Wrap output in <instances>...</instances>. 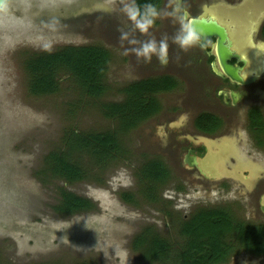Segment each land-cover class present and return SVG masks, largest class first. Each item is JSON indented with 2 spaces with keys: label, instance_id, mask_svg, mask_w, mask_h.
Returning a JSON list of instances; mask_svg holds the SVG:
<instances>
[{
  "label": "rangeland",
  "instance_id": "obj_1",
  "mask_svg": "<svg viewBox=\"0 0 264 264\" xmlns=\"http://www.w3.org/2000/svg\"><path fill=\"white\" fill-rule=\"evenodd\" d=\"M126 3L130 0H8L0 14V264H174L187 245L182 225L200 211L226 209L248 225L264 221V203L245 183L254 176L257 185L264 178V147H257L246 129L241 128L236 143L231 141L234 147H221V162L211 156L200 164L202 158L198 171L186 163L190 142L200 148L214 143L195 133L199 112L193 113L184 98L190 92L186 84L157 96L161 111L129 131L122 130L119 119L104 115V107L125 103L129 85L160 75L153 72L156 58L146 64L125 54L132 46L121 44L119 29L141 43L167 37L170 48L181 28V17L168 15L176 0H164L146 34L123 12ZM208 3V16L228 25L238 47L244 43L248 58L264 66V47L256 48V30H249L250 22L264 15V0ZM68 47H101L110 53L104 94L89 97L67 71L57 75L53 94L33 93L28 63ZM226 131L232 132L229 125ZM109 134L123 149L110 161L72 145L77 137ZM53 156L79 167L84 177L69 182L55 175ZM156 159L170 168L171 177L153 186L141 173ZM62 193L90 200L92 208L59 213ZM158 239L170 245L167 254L153 252ZM228 264H264V259L243 252Z\"/></svg>",
  "mask_w": 264,
  "mask_h": 264
},
{
  "label": "trees",
  "instance_id": "obj_2",
  "mask_svg": "<svg viewBox=\"0 0 264 264\" xmlns=\"http://www.w3.org/2000/svg\"><path fill=\"white\" fill-rule=\"evenodd\" d=\"M136 4L140 6L141 11L146 4H152L160 11L163 0H136ZM110 61V53L101 47H68L56 54L40 55L28 63L32 76V91L37 95L53 94L58 90L57 75L67 71L76 78L82 92L89 97H99L106 90L103 80ZM176 88L177 84L166 78L135 82L124 90L127 94L125 103L104 107V115L107 118L119 119L122 130L129 131L157 115L161 111L157 96ZM252 115L254 125L257 127L255 118L258 116V125L262 127L260 116L256 113ZM197 128L205 133L214 132L218 128L217 121L212 117L200 118ZM75 143L72 145L79 148L74 149L75 151L92 153L102 162L112 160L123 150L117 136L110 134L77 137ZM89 147L93 149L88 150ZM51 159L54 161L51 163L52 167L50 163L48 165L55 175L69 182L84 177L79 167L69 164L62 157L53 156ZM141 175L145 181L155 186L167 182L171 171L163 160L156 159L143 167ZM91 208L90 200L62 193L56 210L70 215ZM181 233L186 237L187 245L183 251L178 252V258L176 256L172 261L174 264H228L233 257L243 252L264 256V229L237 221L226 209L200 211L183 223ZM169 246L167 242L158 239L153 246V252L167 254L171 250ZM168 260H171V256Z\"/></svg>",
  "mask_w": 264,
  "mask_h": 264
},
{
  "label": "flooded vegetation",
  "instance_id": "obj_3",
  "mask_svg": "<svg viewBox=\"0 0 264 264\" xmlns=\"http://www.w3.org/2000/svg\"><path fill=\"white\" fill-rule=\"evenodd\" d=\"M209 1L210 0H176L175 8L179 6L180 10L175 12L174 15L176 17L183 18L185 22H191L192 19L200 18L217 20L208 16V14L205 12L207 11V8L211 7V4L208 3ZM7 2L8 0H6V4ZM250 23L249 30H251L253 27L256 30L254 39L257 45L256 48H259L260 45H264V15L258 20L257 23ZM228 28L229 32L231 33L229 26ZM257 39L260 40V43L257 42ZM233 40L235 48H237L241 58L240 60L233 59L230 62V65L237 69H243V72L241 73V77L244 81L243 84L232 81L223 73L219 58L217 56L218 40L215 38H208L205 44H203L202 40L200 39L196 46L190 48L189 51L186 52L181 50L178 45L173 43L174 46L168 49L170 52L168 53L169 63L167 66H161L158 64L153 67V72L160 73V75L156 78L144 80H160L166 78L167 80L174 81L175 84H177V88L170 92L162 93L165 95L180 90L182 83L183 85L186 84V86L189 87V95L185 96L184 98L185 100H189V103L193 105L195 110L193 113L199 112L194 122L196 131L195 133L209 138L214 142L210 145V147L204 145L201 148L193 144V142H190L191 146L187 152L185 161L191 171H198V160H201L202 158L204 160L200 161V164L202 162L205 163L207 158H210L211 156L212 158L210 159H216L218 162H221L223 160L221 158V153L223 152L224 148L223 147L221 149V147L223 145H230L234 147L231 141L235 140V137H240L242 130L241 128L246 129L247 132L254 137L257 147H264V66H262V63L260 65L259 63L256 65L248 58V54L244 52V43L239 48L236 41V36L234 35ZM174 47H176V49ZM190 54H196L197 59H190ZM155 58V56L152 58V62ZM244 61H247V65L243 63ZM247 74L250 76H247ZM253 113H256L260 116L261 123L263 125L262 127L258 125V116L255 118L257 127L254 125L252 115ZM203 117L214 118V120L217 121L218 128H216L214 132L210 133H205L199 130L197 128V122ZM227 125L230 126L233 133L231 131H226ZM221 139L226 140L222 141ZM236 141L237 140H235V143ZM215 144H221L219 149L213 150L215 148ZM176 148V146L173 147V150ZM233 161L234 159L232 162ZM212 163L210 167L213 170H216V167L213 166ZM243 171L244 170H241V173ZM238 173L239 172H237V169L231 168V175L238 176ZM260 175L264 176V172H260ZM254 181L255 177L253 176L251 180H248L245 183H247L249 186L251 185V187L253 186L252 192L255 194L256 200L264 203V178L261 179L259 177L260 182L257 185L256 183L254 184ZM261 211L264 214V205L262 204ZM251 226L264 229V221L251 224ZM254 257L257 259H264V256Z\"/></svg>",
  "mask_w": 264,
  "mask_h": 264
},
{
  "label": "clouds",
  "instance_id": "obj_4",
  "mask_svg": "<svg viewBox=\"0 0 264 264\" xmlns=\"http://www.w3.org/2000/svg\"><path fill=\"white\" fill-rule=\"evenodd\" d=\"M105 10H110L105 5ZM179 6L174 8L173 13H168V15H173L175 12H178ZM123 12L126 14L128 19L133 23L136 30L142 34L148 33L150 27L154 24L156 18L160 16V12L152 4H146L143 6V11H141L140 6H138L135 0H130V3H126L123 6ZM120 42L123 44L127 42L128 45L132 47L125 49V54L128 52L133 53L138 60H143L144 63H151L152 58L155 56L157 61L161 66H167L169 63L168 59V38L164 37L159 42L155 39H150L141 43L135 38L130 39V32L119 29ZM201 36L195 30L192 25V22H184L181 18V28L180 30L172 37V42L180 47L183 51H188L190 48L196 46L200 41ZM139 47H135L138 45Z\"/></svg>",
  "mask_w": 264,
  "mask_h": 264
},
{
  "label": "water",
  "instance_id": "obj_5",
  "mask_svg": "<svg viewBox=\"0 0 264 264\" xmlns=\"http://www.w3.org/2000/svg\"><path fill=\"white\" fill-rule=\"evenodd\" d=\"M6 4V0H0V14ZM192 25L200 34L202 43L205 44L208 38H215L218 40L217 56L223 73L232 81L243 84L241 73L243 69H237L230 65L234 60H240V53L235 48L233 35L229 32L226 24L217 20L208 18L192 19ZM247 65V61L243 62ZM197 166V165H196Z\"/></svg>",
  "mask_w": 264,
  "mask_h": 264
},
{
  "label": "snow or ice",
  "instance_id": "obj_6",
  "mask_svg": "<svg viewBox=\"0 0 264 264\" xmlns=\"http://www.w3.org/2000/svg\"><path fill=\"white\" fill-rule=\"evenodd\" d=\"M261 47H264V45H262Z\"/></svg>",
  "mask_w": 264,
  "mask_h": 264
}]
</instances>
